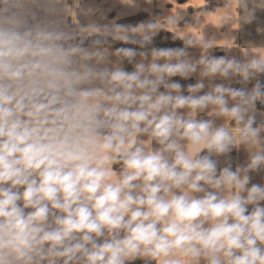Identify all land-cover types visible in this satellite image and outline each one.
I'll use <instances>...</instances> for the list:
<instances>
[{"label": "clouds", "instance_id": "1", "mask_svg": "<svg viewBox=\"0 0 264 264\" xmlns=\"http://www.w3.org/2000/svg\"><path fill=\"white\" fill-rule=\"evenodd\" d=\"M103 3L0 0V264H264V44L204 30L247 0Z\"/></svg>", "mask_w": 264, "mask_h": 264}, {"label": "crops", "instance_id": "2", "mask_svg": "<svg viewBox=\"0 0 264 264\" xmlns=\"http://www.w3.org/2000/svg\"><path fill=\"white\" fill-rule=\"evenodd\" d=\"M195 3H191L193 6L195 7H199L204 5L207 2V5H205L204 7L206 9H208L209 11L214 10L217 6L222 5V0H194ZM71 2V0H70ZM90 2V0H89ZM101 0H96V3H100ZM210 2L216 4L215 7L210 8ZM114 3V0H104L103 6L105 8L112 6ZM167 4L164 6V8L166 7ZM160 9L159 7H157L156 5H153V9ZM181 8V7H179ZM177 9V8H176ZM176 9L173 10L176 11ZM122 6L120 5H116L113 9V11L109 14V15H113L115 16L117 11H121ZM161 10V9H160ZM172 10V9H170ZM200 9H196L195 8V12L199 11ZM234 12H236L238 17H241V19L247 15V12L245 9H233ZM193 12L192 14H190L191 18L189 21H191L193 14L195 13ZM186 14H188L187 10H186ZM220 11L217 10L214 13H210L207 15V21L211 22L212 24H217L219 22V16H220ZM131 16V15H129ZM254 16L255 19L252 21V23L250 24H240L239 23H233L232 24V28H238V29H231L229 25H225L223 27H221L220 29H217L215 26H213L211 23H209L206 27H205V32L207 35L211 36V35H215L217 39H219L217 42L219 44H224V43H229V41L225 40V36H233L236 38V43L239 47L243 48V47H254V46H258L261 44H264V0H255V6H254ZM128 17V16H126ZM195 31V30H194ZM190 53L193 55H198L199 54V50L198 49H189ZM214 53L216 55H223L224 52L217 48L214 50ZM232 55H240L239 49L238 48H233L231 53ZM191 82L190 83H194L195 82V77H193L192 79H190ZM219 82V81H218ZM233 155H237L236 153H233ZM245 156V153L243 151H241L239 153V158L242 160ZM253 182H260V176H255ZM139 261V260H137ZM136 262V261H135ZM142 262V261H139Z\"/></svg>", "mask_w": 264, "mask_h": 264}, {"label": "rangeland", "instance_id": "3", "mask_svg": "<svg viewBox=\"0 0 264 264\" xmlns=\"http://www.w3.org/2000/svg\"><path fill=\"white\" fill-rule=\"evenodd\" d=\"M171 2H172L173 5L171 3L167 4V6H166L167 8H165V10L172 9L171 11H173L174 9L179 8V7H181L182 9H186L187 12H188V14H185L184 19H185V21H189L190 18H191L190 14H192L193 12H195V8H194L195 6H193L194 5L193 3H195V1L194 0H171ZM215 5L216 4L210 2V6L209 7L210 8H213V7H215ZM254 6H255V0H247V8L245 9L246 12L247 13L250 12V11L251 12H254ZM153 11L156 14H160L161 13V10L160 9H157V8L156 9H153ZM113 15H110V17L113 16ZM134 17L140 18L139 20L146 19L147 18V13L140 12L138 14L125 17L123 20L131 19V18H134ZM135 19H133V20H135ZM133 20H131L129 22L132 23ZM119 22H123V21L121 20ZM128 46L129 47H135V46H132V45H128ZM173 79L176 80L175 78H173Z\"/></svg>", "mask_w": 264, "mask_h": 264}, {"label": "trees", "instance_id": "4", "mask_svg": "<svg viewBox=\"0 0 264 264\" xmlns=\"http://www.w3.org/2000/svg\"><path fill=\"white\" fill-rule=\"evenodd\" d=\"M136 17L134 18H131V19H126V20H122L123 22L121 23H130L129 21L135 19ZM140 18H136L135 20H133L132 23H135L137 21H139ZM171 36H172V33L170 32H166V31H162L155 39H154V46H157V47H179V46H182V41L177 39L175 41H173L171 39ZM116 46H128V45H120V44H117ZM127 68L131 69V66L130 65H126ZM176 80H179L182 84H187V83H190L191 80H187V81H184V80H181L180 77H174ZM134 264H142V262H139V261H136L134 262Z\"/></svg>", "mask_w": 264, "mask_h": 264}]
</instances>
